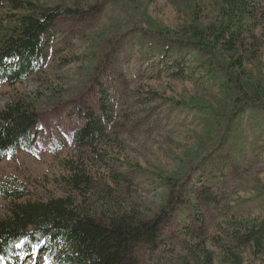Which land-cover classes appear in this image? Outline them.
I'll list each match as a JSON object with an SVG mask.
<instances>
[{"label": "rangeland", "instance_id": "rangeland-1", "mask_svg": "<svg viewBox=\"0 0 264 264\" xmlns=\"http://www.w3.org/2000/svg\"><path fill=\"white\" fill-rule=\"evenodd\" d=\"M23 1L82 13L44 36L41 70L0 83V112L24 102L38 113L31 152L0 162V182L26 194L15 202L160 218L134 264H264V243L242 241L264 222V0L227 31L221 0ZM25 12L0 1V44ZM89 114L103 137L77 144ZM11 203L0 196V219ZM16 250L3 264L53 263L44 240Z\"/></svg>", "mask_w": 264, "mask_h": 264}, {"label": "trees", "instance_id": "trees-1", "mask_svg": "<svg viewBox=\"0 0 264 264\" xmlns=\"http://www.w3.org/2000/svg\"><path fill=\"white\" fill-rule=\"evenodd\" d=\"M8 1L14 11L26 9L14 21L11 34L0 44V83L13 86L41 70L45 59L44 36L55 21L82 11L60 6L38 7L23 0ZM221 1L228 10L223 30L232 26L234 18H238L243 29L244 21L252 18L253 5L248 6L249 0ZM38 123V113L24 102H15L0 112V162L17 151L31 152ZM103 133L100 119L94 120L89 114L74 140L80 145H92ZM0 196L13 200L7 216L0 219V264L15 258L19 243L38 251L42 240L49 249L52 264H134L132 258L138 246L155 245L159 238L160 218L143 221L123 215L108 221L96 220L80 214L68 199L19 204L15 201L26 194L11 182H0ZM242 241L260 251L264 243V222L247 229Z\"/></svg>", "mask_w": 264, "mask_h": 264}]
</instances>
